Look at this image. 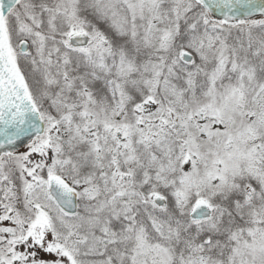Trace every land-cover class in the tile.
I'll return each mask as SVG.
<instances>
[{"label":"snow or ice","instance_id":"1","mask_svg":"<svg viewBox=\"0 0 264 264\" xmlns=\"http://www.w3.org/2000/svg\"><path fill=\"white\" fill-rule=\"evenodd\" d=\"M0 264H264V0H0Z\"/></svg>","mask_w":264,"mask_h":264}]
</instances>
